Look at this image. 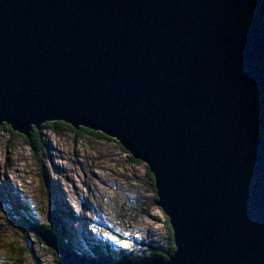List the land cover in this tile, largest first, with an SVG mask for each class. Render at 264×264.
Instances as JSON below:
<instances>
[{"label": "water", "instance_id": "obj_1", "mask_svg": "<svg viewBox=\"0 0 264 264\" xmlns=\"http://www.w3.org/2000/svg\"><path fill=\"white\" fill-rule=\"evenodd\" d=\"M56 121L147 165L176 247L121 262L40 232L59 264H264V0H0V126Z\"/></svg>", "mask_w": 264, "mask_h": 264}, {"label": "rangeland", "instance_id": "obj_2", "mask_svg": "<svg viewBox=\"0 0 264 264\" xmlns=\"http://www.w3.org/2000/svg\"><path fill=\"white\" fill-rule=\"evenodd\" d=\"M42 137L45 148L34 153L23 138L0 131V264H57L34 233L36 226H53L52 214L89 256H103L101 247L93 249L100 242L111 245L112 255L124 250L139 257L150 255L152 243L166 242V216L145 163H133L112 138L66 128L42 129ZM21 215L31 219L24 230L15 222Z\"/></svg>", "mask_w": 264, "mask_h": 264}, {"label": "trees", "instance_id": "obj_3", "mask_svg": "<svg viewBox=\"0 0 264 264\" xmlns=\"http://www.w3.org/2000/svg\"><path fill=\"white\" fill-rule=\"evenodd\" d=\"M65 128L70 130L71 132H73L75 134H80L81 132H83V133H86V134H93V135L101 137V138L103 137V138L109 139V137H107L106 135H104L102 133L95 132V131H92V130L86 129V128H79L77 130V129L73 128L72 126H70V125H68V124H66V123H64L62 121L45 123V124L42 125V128L40 130L37 129L36 127H33V130L31 131V134H30L29 138L24 136V135H21L19 133L14 132L11 129V127L9 125H7V124L1 125L0 126V131H2V130L3 131H10L13 134L18 135L19 137L23 138L28 144H30V146L32 147L34 153H40L45 148V143H44V140H43V137H42V129L43 130L44 129L45 130L50 129V130H53L55 132H59V131L65 129ZM130 156L133 159L132 160L133 163H141L140 161L135 160L131 154H130ZM36 157H38V156H36ZM147 169H148V167H147ZM147 172H148V175H149L151 181L154 182V177L151 175L149 169L147 170ZM154 186H155V182H154V185H153V189L156 192ZM66 209H68L67 206H66ZM16 214L20 215L21 213L17 212ZM69 216H71V215L69 214ZM19 218L20 219H16L15 218V222L20 224V229L24 230V228L22 227L23 226L22 224H24L26 227H28V224H30L31 219H26V218L22 217V215ZM22 221H24L25 223H23ZM165 226H166L167 235H168L166 242L165 243H152L150 246H148L150 248V255L146 256V257L135 256L134 254L132 255V254H130L128 252H124V250L121 251V253L123 255L120 254L119 251H118L119 254L112 255L109 252V247L111 246V245H109V243H101L100 242L101 244L99 243L97 245H93V249H95V247H97V246L99 248L101 247L103 250H98L99 252H103V253L106 252L107 253L106 255L110 259L118 260V261H122V262H138V261L142 262V261L154 260V259H165V260H168L169 259V255L174 254V252L176 250V247H175V242H174V238H173L172 227H171V225L169 223V219L167 217H166ZM36 227H37V229L35 230L36 232H34V233H37V231H40L43 234L49 233L51 235V237H53L54 239L58 240L59 242H61L66 247H69L73 251H75L77 253H82L84 256H86V253L84 251L80 252L79 249H77L76 246L71 243L70 236L67 235L66 232L63 229L56 230L53 226H50V227H47V226H36ZM36 235L38 236L39 240L44 244L41 236L38 233ZM53 253L56 256V263L59 264L58 255L54 251H53ZM119 255H121V257ZM129 255H131L133 257H137V258L139 257V259L132 258Z\"/></svg>", "mask_w": 264, "mask_h": 264}, {"label": "bare ground", "instance_id": "obj_4", "mask_svg": "<svg viewBox=\"0 0 264 264\" xmlns=\"http://www.w3.org/2000/svg\"><path fill=\"white\" fill-rule=\"evenodd\" d=\"M89 256V255H86V257Z\"/></svg>", "mask_w": 264, "mask_h": 264}, {"label": "clouds", "instance_id": "obj_5", "mask_svg": "<svg viewBox=\"0 0 264 264\" xmlns=\"http://www.w3.org/2000/svg\"><path fill=\"white\" fill-rule=\"evenodd\" d=\"M99 256V255H98Z\"/></svg>", "mask_w": 264, "mask_h": 264}]
</instances>
